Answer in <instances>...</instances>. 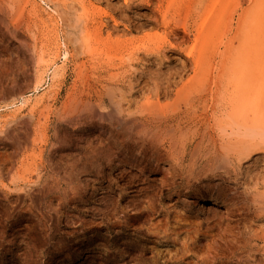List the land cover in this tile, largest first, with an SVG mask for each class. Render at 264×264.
I'll return each mask as SVG.
<instances>
[{
	"label": "rangeland",
	"instance_id": "obj_1",
	"mask_svg": "<svg viewBox=\"0 0 264 264\" xmlns=\"http://www.w3.org/2000/svg\"><path fill=\"white\" fill-rule=\"evenodd\" d=\"M166 1L0 0V264H264V0Z\"/></svg>",
	"mask_w": 264,
	"mask_h": 264
},
{
	"label": "bare ground",
	"instance_id": "obj_2",
	"mask_svg": "<svg viewBox=\"0 0 264 264\" xmlns=\"http://www.w3.org/2000/svg\"><path fill=\"white\" fill-rule=\"evenodd\" d=\"M86 1H87V0H86ZM169 1H170V0H168V1H166V2H169ZM175 1H176V0H174V2H175ZM214 1H215V0H214ZM214 1H212L211 3H213V5H214V7H215ZM217 1H218V0H217ZM225 1H226V0H225ZM227 1H228V0H227ZM230 1H231V0H230ZM230 1H228V2L231 3ZM232 1L234 2L235 0H232ZM237 1H238V0H236V2H237ZM239 1H240V0H239ZM41 2H42V1H41ZM178 2H179V1H178ZM178 2H177V3H178ZM180 2H181V1H180ZM182 2H183V1H182ZM185 2H186V1H185ZM207 2H208V0H207ZM215 2H216V1H215ZM220 2L222 3L223 0H222V1L219 0V3H220ZM228 2H223V3H222L223 6L219 5V3L216 2V3L218 4L217 6H219V7L221 6V7H220L221 9H220L219 7L216 6L215 9H216V8H217V9L219 8L220 11H219V9H218L217 11H214V12H216V14L219 13L220 16L223 15V13H222V14H220V13H221L222 10H223L222 12H224V11L226 10V8H225L226 6H225L224 4L227 3L226 5H229ZM233 2H232V7L229 5L230 8L234 9L233 7H235V6H236V8H237V6H239V8H240V3H241V1H240L239 4L237 3L238 5L236 4L235 6L233 5V4H234ZM253 2H254V1H253ZM253 2H252V6L257 5V2H255L256 4H254V5H253ZM260 2H261V1H260ZM262 2H263V1H262ZM262 2H261V7L264 9V7H263V5H262V4H263ZM148 3H149V2H148ZM169 3H170V2H169ZM169 3H168V4H169ZM190 3H191V2H190ZM209 3H210V0H209V2H208V5H209ZM211 3H210V5H211ZM81 4H83V3H81ZM89 4H90V3H89ZM168 4H166V7H165L166 10L169 8V5H170V4H169V5H168ZM171 4H173V2H172ZM175 4H176V2L173 4L174 7H175ZM188 4H189V3H188ZM92 5H94V4H91V6H92ZM167 5H168V8H167ZM186 5H187V4H186ZM210 5L208 6V7L210 8V11H211V10H214V9H211V8L213 7V5H211L212 7H211ZM241 5H242V4H241ZM171 6H172V5H171ZM178 6H180V4H178ZM182 6H183V5H182ZM224 6H225V7H224ZM258 6H260V3L258 4ZM83 7H84V6H83ZM192 7H193V6H192ZM208 7H207V8H208ZM214 7H213V8H214ZM223 7H224V9H223ZM250 7H251V6H249V10H250ZM176 8H177V7H176ZM178 8H179V7H178ZM188 8H189V7H187L186 9H188ZM204 8L206 9V10H204V11H205V15H202V16L205 17V20H206V17L209 16V19H207L208 21H207L206 26L209 27V25H211V28H212V26L214 25L215 21L218 20V19H216L217 17H216V18L214 17L216 14L214 15V13L212 14V12H211V16L213 15L212 17L210 16V14H209V15H206V14L209 12V8H208V11H207V8H206V7H204ZM230 8L228 7V9H227L225 12L227 13L228 10H229V12H230ZM252 8L255 9L256 7H255V6H254V7H251V10H252ZM98 9H99V8H98ZM186 9H185V10H186ZM257 9H258V8H257ZM259 9H260V7H259ZM263 9H261V11H263ZM172 10H174V9H172ZM176 10H177V9H176ZM176 10H174V11H175V12H174L175 14H176V12L178 11V10H177V11H176ZM182 10H183V9H182ZM106 11H107V10H106ZM188 11H189V10H188ZM206 11H207V13H206ZM218 11H219V12H218ZM252 11H253V10H252ZM254 11H256V10H254ZM254 11H253V12H254ZM258 11H259V10H257V12H258ZM261 11H260V12H261ZM101 12H105V9H104V10L102 9ZM163 12H164V11H163ZM179 12H180V11H179ZM184 12H185V11H184ZM201 12H202V11H201ZM217 12H218V13H217ZM225 12H224V14H225ZM257 12H255V13H257ZM260 12H259V13H260ZM164 13H166V12H164ZM185 13H187V12H185ZM185 13H183V14H185ZM232 13H233V11L231 12L230 15H232ZM246 13H247V12H246ZM250 13H251V11H250L248 14H250ZM259 13H257V14L260 15ZM99 14H100V13H99ZM103 14L105 15V13H103ZM166 14H167V13H166ZM203 14H204V12H203ZM253 14H254V13H252V15H253ZM185 15H187V14H185ZM198 15H199V14H198ZM226 15H227V17L229 16V14H226ZM226 15H224L225 17L223 16V17H224V20L227 19ZM181 16H183V15H181ZM202 16H200V17H201L200 20H203V21L206 23V21L203 19L204 17L202 18ZM220 16H218L219 19H220ZM253 16H254L255 18H259V16H258V17H257L256 15H253ZM260 16H262V13H261ZM99 17H101V16H99ZM102 17H103V16H102ZM163 17L165 18V14H164ZM185 17H186V16H185ZM210 17H211V18H210ZM221 17H222V16H221ZM229 17H231V16H229ZM263 17H264V16H263ZM186 18H187V17H186ZM186 18H184V20H185ZM212 18H214V19H212ZM260 18H261V17H260ZM260 18H259V19H260ZM166 19H168V18H166ZM187 19H188V18H187ZM215 19H216V20H215ZM221 19H222V18H221ZM259 19H258V20L256 19V20L259 21ZM209 20H211V21H209ZM213 20H215V21H213ZM260 20H261V19H260ZM163 21H164V20H163ZM168 21H169V19H168ZM168 21H165V22H168ZM176 21H177V20H176ZM212 21H213V22H212ZM94 22H95V21H94ZM99 22H100V21H99ZM165 22H163V23H165ZM183 22H184V21H183ZM185 22H186V21H185ZM210 22H211V23H210ZM216 22H217V21H216ZM219 22H221V21H219ZM219 22H217V23H219ZM101 23H102V22H101ZM205 23H204V25H205ZM212 23H213V25H212ZM217 23H215V25L213 26V29H212L213 34H215V33H214L215 31H216V32L218 31V28H219L218 26H219V25H218ZM168 24H169V23H168ZM185 24H186V23H185ZM197 24H198V26H196V27H199L200 22L196 23V25H197ZM98 25H99V24H98ZM98 25H97V27H98ZM102 25H103V24H102ZM102 25H101V26H102ZM165 25H166V23L164 24V26H165ZM182 25H183L182 27L185 28V27H184V24H182ZM202 25H203V24H201V28H203ZM217 25H218V26H217ZM220 25H221V23H220ZM223 26H224V25H222V27H223ZM208 27H207V28L204 27L203 29H205V30H202L204 33L206 32V35H205L206 37L209 36L208 33H211V32L209 31V30H211V28H210V27L208 28ZM216 27H218V28H216ZM220 27H221V26H220ZM100 28H101V27H100ZM100 28H99V29H100ZM201 28H199V30H200V32H201L202 34H199L200 36H198V35L196 34V36L198 37V38H197L198 40H202V41H201L202 43H197L198 41H196V39H195V42H196L197 44H199V45H198L199 47L202 46V48H203L204 50H206V51L209 52V49H210V47H211L212 45H211L210 47H208V45L211 44V42H213V41L211 40V42L207 43L208 41H210V39L208 40V38H206L205 36H204V38L202 37V35H203L204 33L201 31ZM207 29H209V30L207 31ZM214 29H216V30H214ZM221 29H222V28H221ZM102 30H103V29H102ZM196 30H197L196 33H200V32L198 31V29H196ZM207 34H208V36H207ZM213 34H210V35L213 36ZM108 35H109V33H108ZM108 35H107V36H108ZM216 35H218V34H216ZM220 35L222 36V33H220L219 36H217V38L220 39V37H221ZM212 36H211V37H212ZM111 37H112V36H111ZM159 37H160V36H159ZM162 37H164V36H162ZM162 37H161V39H163V40L166 39V38H162ZM200 37H202V39H201ZM107 38H108V37H107ZM112 38H113V37H112ZM112 38H111V39H112ZM195 38H196V37H195ZM199 38H200V39H199ZM209 38H210V36H209ZM108 39H109V38H108ZM108 39H107V41H108ZM119 39H120V38H119ZM161 39H160V40H161ZM212 39H214V37H212ZM256 39H258V37H256ZM256 39H255V40H256ZM259 39H260V42H261V40H262L261 37H259ZM103 40H104V39H103ZM109 40H110V39H109ZM113 40H114L113 42H115V41L118 40V39L115 40V38H114ZM204 40H205V42H204ZM207 40H208V41H207ZM121 41H122V40H121ZM161 41H162V40H161ZM164 41H165V40H164ZM257 41H258V40H257ZM104 42H105V40H104ZM109 42H110V41H109ZM116 42H117V41H116ZM203 42L208 44V45L205 44V46H207L206 49H205V46L203 45V44H204ZM260 42H259V44H260ZM105 43H107V42H105ZM110 43H111V42H110ZM118 43H119V42H118ZM263 43H264V42H263ZM263 43H262V45L264 46ZM197 44H196V46H195V44H194L193 47L195 46L194 48H197ZM254 44H255V42H254ZM259 44H256V45H255V46H257V48H255V49H256L257 52L259 51V53H260V52H261L260 50H262V52H263L264 49H262V47H263L262 45H260V46H261V49H260ZM193 47L191 48L190 51H192ZM208 48H209V49H208ZM200 49H201V47H200ZM200 49H198V52H200ZM259 49H260V50H259ZM193 50H194V49H193ZM195 50H197V49H195ZM195 50H194V51H195ZM204 50L201 51V53H202V52L205 53L206 51H204ZM210 50H211V49H210ZM194 51H193V52H194ZM256 51H255V52H256ZM196 53H197V52H196ZM259 53H258V54H259ZM207 54H208V53H205V55H207ZM258 54H257V55H258ZM263 54H264V53H262V56H264ZM208 55H209V54H208ZM259 55H260V54H259ZM196 56H199V53H197ZM200 56L204 57V54H200ZM200 56H199V57H200ZM260 56H261V55H260ZM260 56H257V57H260ZM194 58H196V57H194ZM194 58H193V59H194ZM206 58H208V57H206ZM261 58H263V57H261ZM194 60H195L196 63H200V64H196V65H195V66L198 65V66H197V69L195 70V71H197V70H199L198 68H200L199 65H202V64H203V61H200V62H199V61L197 60V61H198V62H197L196 59H194ZM199 60H202V59H199ZM208 60H209V59H208ZM261 60H263V59H259V62H260ZM256 61H257V60H256ZM195 62H194V63H195ZM201 62H202V64H201ZM259 62H258V63H259ZM263 62H264V60H263ZM263 62H262V63H263ZM204 63L206 64V61H204ZM258 63H257V64H258ZM207 64H208V63H207ZM263 64H264V63H263ZM260 66L262 67V64H261ZM207 67H208V65H207ZM261 67H259V68L261 69V72H260V73H261V75H262V74H264V72L262 73V71L264 70V69H263V68H264V65H263L262 68H261ZM202 68H203V66L201 67V69H202ZM204 68H205V67H204ZM204 68H203V70H204ZM254 68H255V67H254ZM257 68H258V67H257ZM259 68H258V71H259ZM262 69H263V70H262ZM206 70H207V69H206ZM254 70H256V69H254ZM256 71H257V70H256ZM200 72H202V71H200ZM208 72H209L208 75H210V71H208ZM246 72H247V73H246ZM251 72H253V69H252V68H251ZM198 73H199V72H198ZM254 73H255V72H254ZM196 74H197V72H196ZM203 74H206V73H204V72L201 73V75L203 76V77H201L202 80H200V82H199V81L196 82L197 80L200 79V78H199V79L196 78V77H198V76L200 75V74H199V75H197V76L195 77V79H194V80H195V81H194L195 83H193V84H195V85H198L197 83H200V84H201L202 81H203V79H204V77L206 76V75H203ZM245 74H246L245 77H246V79H247V85H246V83H245L246 79H242V82H243V83H242V82L239 83V85H237L236 88H238L239 86L242 87L241 84H242L243 86H244V85H245V86H248L247 91L244 90V89H245V86L243 87V89H241V92L244 91L245 94H244V93L242 94L241 92H239V93H241V95L243 96V98L245 97L246 100L249 99V100H248L249 102H248V101H245V99H243L237 91H236V92L234 91V93H237V94H235L236 97H234V98L236 99L237 96L239 95L238 98H237V100H242V99H243V100L246 102V103H243L244 101L242 100L243 102H242V103L239 102V103H241V104H243V105L247 104L246 106H250V107H251V108H250L251 111L254 113V115H252V116H253L252 119L250 120V118H249V120H250V122H251V123H250V124H251L250 127L247 126V127L251 128V130H249V132H248V134H247V137H245V139H246V138H248V139L243 141V143L245 142L246 145H242L243 143L240 141L241 146H245L244 149H246V150H247V153L249 154L250 152L252 153V150H253V151H254V150L257 151V150H259L260 148L264 149V146H262V147L260 146L261 143L264 144V113L262 112V111H263L262 109H264V83H263V82H264V75H263V77H262L259 73H258L257 75H255V74H253V73H250L249 68L247 69V71L244 72V75H245ZM248 74H249V75H248ZM250 74H251V75H250ZM252 74L255 76L254 79H252V81H250V80L248 81L247 75L251 77V76H253ZM244 75H243V76H244ZM206 77H207V76H206ZM206 77H205V79H204L205 82H206V79H207L209 76H208L207 78H206ZM191 78H192V77H191ZM191 78H190V79H191ZM193 78H194V76H193ZM190 79L188 80L189 82H190ZM196 79H197V80H196ZM244 80H245V81H244ZM192 81H193V80H192ZM203 83H204V82H203ZM191 84H192V83H191ZM184 85H185V84H184ZM187 86H188V82H187ZM187 86L185 85V86H183L182 88L185 89V87L187 88ZM199 86H200V85H199ZM199 86H198V87H199ZM192 87H193V86H192ZM194 87H195V86H194ZM194 87H193V88H194ZM198 87L196 86L195 91L197 90V93H198V92H199V93H200V92L202 93V90H203V89L200 87V88H201V91H200ZM189 88H190V85H189ZM189 88H188V90L190 91L192 88H190V89H189ZM197 88H198V89H197ZM188 90H187L188 95L186 94V96H187L186 100L189 99L188 97H189L190 92H188ZM235 90H236V89H235ZM181 91H183V90L181 89L179 93H185V92H186L185 90H184V92H181ZM239 91H240V89H239ZM245 91H246V92H245ZM193 94H194V93H193ZM195 94H196V92H195ZM182 95H183V94H181V96H182ZM198 95H199V94H198ZM235 95H232V94H231V96H235ZM244 95H245V96H244ZM183 96H184V95H183ZM186 96H184V98H185ZM229 96H230V95H229ZM179 97H180V96H179V94H178V98H179ZM197 97H198V96H197ZM199 97H200V96H199ZM239 97H240L241 99H240ZM184 98L182 97V99H183L182 101H183V102L186 101V100H184ZM192 98H194V96L191 97V101L193 100ZM195 98H196V96H195ZM234 98H233V99H234ZM179 99H180V98H179ZM235 99H234V100H235ZM229 101H230V100H229ZM231 101H232V98H231ZM188 102H189V101L187 100V104H188ZM229 103H230V102H229ZM236 103L238 104V102H236ZM249 103H250V105H248ZM168 104H169V103H168ZM176 104H178V102H176L174 105H173V103H172L171 106H174V107L176 108V106H175ZM230 104H231V107H232L233 109H235V107H233V104H232V103H230ZM164 105H165L164 108L168 106L167 104H164ZM166 105H167V106H166ZM169 105H170V104H169ZM239 105H240V104H239ZM192 106H193V105H192ZM174 107L172 108L173 110L175 109ZM193 107L195 108L196 106H193ZM240 108H241V107H240ZM240 108H239V109H240ZM244 108H245V107H244ZM248 108H249V107H248ZM248 108H247V109H244V111H245V110H248ZM169 109H170V108H169ZM242 109H243V107H242ZM167 110H168V109H167ZM173 110H171V111H173ZM175 110H176V109H175ZM193 110H195V109L192 108V112H193ZM195 111H196V110H195ZM236 111H237V110H236ZM248 111H249V110H248ZM251 111H250V112H251ZM250 112H247V114H248V113L250 114ZM252 112H251V114H253ZM193 113H194V112H193ZM238 113H239V112H238ZM251 114H250V115H251ZM245 115H246V114H244V116H245ZM246 116H247V115H246ZM242 117H243V116H242ZM240 118H241V117H240ZM241 119H242V118H241ZM246 119H247V118H246ZM243 120L245 121V118H244ZM246 121H247V123H249L248 120H246ZM245 123H246V122H245ZM241 126H242V125H241ZM243 126H244V125H243ZM240 132H241V131H240ZM237 133H239V132H237ZM241 133H242V132H241ZM241 133H239V134H240L239 136H241V135L243 134V133H242V134H241ZM234 134H235V133H234ZM235 135H236V134H235ZM236 136H238V134H237ZM243 136H245V133L243 134ZM243 136H242V137H243ZM249 137H250V138H249ZM236 139H237V138H236ZM238 139L241 140L242 138H238ZM238 139H237V141L239 142ZM234 141H235V139H234ZM260 141H261V143H260ZM232 142H233V141H232ZM232 142H231V143H232ZM238 142H237V143H238ZM233 143H234V142H233ZM235 144H236V142H235ZM231 145H233V144H231ZM230 147H232V146H230ZM233 148H235V149H233ZM233 148H232L233 151H235V152H233V154L236 155V158H237L239 155H240V156H243V155H244V154H242L243 152L241 153V151H242L241 149L238 150V148H241V147H239V145H237V147L234 146ZM232 149H231V151H230V150H229V151L232 152ZM262 149H260V151H261ZM246 150H245V151H246ZM227 152H228V151H227ZM261 152H262V151H261ZM240 153H241L242 155H241ZM253 153H254V152H253ZM253 153H252V154H253ZM231 154H232V153H231ZM233 154H232V155H233ZM252 154H251V155H252ZM248 156H249V155H248ZM223 157L225 158V156L222 155L221 158H223ZM233 157H234V156H233ZM243 157H244V156H243ZM249 157H250V156H249ZM224 158H223V159H224ZM226 158H228V157H226ZM230 158H231V157H230ZM240 158H241V160H242V157H240ZM244 158H248L247 155H246V157H244ZM244 158H243V159H244ZM228 160H229V158H228ZM239 160H240V159H239ZM224 162H225V161H224ZM227 162H228V163H227L228 165L231 164V163L229 164V161H227ZM234 162H235V161H234ZM240 162H241V161H240ZM236 164H237V163H236ZM238 166H239V165H238ZM241 166H242V165H241ZM239 168H240V167H239ZM263 169H264V167H263ZM237 170H238V169H237ZM241 170H242V169H241ZM233 171H234V170H233ZM239 172H240V171H239ZM236 173H237V172H236ZM241 173H242V171H241ZM260 173H261V172H260ZM257 175H258V174H257ZM262 175H263V174H262ZM237 176H238V175H237ZM239 176H240V175H239ZM239 176H238V177H239ZM242 176H243V175H242ZM243 177H244V176H243ZM247 177H248V176H247ZM248 178H249V177H248ZM251 180H252V179H251ZM255 180H256V179H255ZM260 180H261V178H260ZM262 181H263V180H262ZM262 181H261V183H262ZM255 182H256V181H255ZM258 182H259V181H257V183H258ZM252 183H253V182H252ZM257 183H254V184H257ZM262 184H263V183H262ZM257 185H258V184H257ZM263 185H264V184H263ZM250 187L252 188L253 186H249L248 188H250ZM251 188H250V189H251ZM257 188H258L257 186H254V187H253V189L256 190L255 192H256V196H257V198H258V197H259V198H260V197H261V198H264V189H263V191L261 190V192H257ZM250 189H249V190H250ZM258 190H259V189H258ZM252 191H253V190H252ZM251 194H252V193H251ZM253 196H255V194H254ZM255 199H256V198H255ZM258 200H259V199H258ZM211 202H212V203H211L212 205H218V204H219L220 206H223V205L225 204V203H223L222 201H217L216 199H212ZM261 204H262V203H261ZM219 205H218V206H219ZM261 206H262V205H261ZM262 207H263V206H262Z\"/></svg>",
	"mask_w": 264,
	"mask_h": 264
}]
</instances>
